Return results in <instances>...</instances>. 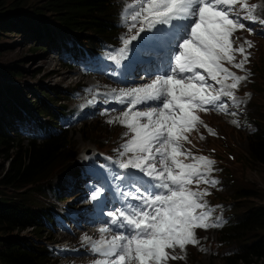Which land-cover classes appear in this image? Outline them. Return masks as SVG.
<instances>
[{
  "label": "snow or ice",
  "instance_id": "obj_1",
  "mask_svg": "<svg viewBox=\"0 0 264 264\" xmlns=\"http://www.w3.org/2000/svg\"><path fill=\"white\" fill-rule=\"evenodd\" d=\"M257 8L247 0H137L129 5L125 23L129 31L138 28L131 40L139 38L129 63L136 61L149 76L156 74L150 83L121 89L115 97L131 105L120 120L129 130L124 136H130L121 145L120 155H131L118 167L142 175L125 172L115 177L135 190V194L125 193L135 203L106 213L115 234L106 249L101 247L103 241L92 243L91 251L103 257L93 264H167L169 259L184 258L175 254L177 248L183 252L186 246L199 244L195 229L216 226L208 222L212 209L202 199L210 193L198 190L201 182L218 183L208 178L215 161L196 156L181 141L188 140L184 133L197 124L216 134L198 111L237 115L231 109L239 110L243 101L236 91L248 77L236 75L222 62L244 69L248 55L236 62L235 53L244 54L245 49L234 48L231 37L236 29L245 28L242 20L264 26ZM245 43L251 47L250 41ZM123 44L119 51L128 59L130 41L124 39ZM153 102L156 106L146 110L136 107ZM193 184L197 190L190 187ZM103 191L101 185L91 199L97 200ZM101 231L113 228L105 226Z\"/></svg>",
  "mask_w": 264,
  "mask_h": 264
},
{
  "label": "trees",
  "instance_id": "obj_2",
  "mask_svg": "<svg viewBox=\"0 0 264 264\" xmlns=\"http://www.w3.org/2000/svg\"><path fill=\"white\" fill-rule=\"evenodd\" d=\"M32 3L29 0H0V12H4L0 15V34L28 32L33 38L31 52L49 50L50 43L55 42L56 36L64 30L72 36L73 49H79L87 37L100 34L111 37L108 13L112 0H37ZM22 73L21 69L0 68V157L7 163L0 166V264H54L47 246L40 243V240H47L44 225L51 218V211L44 207L41 199L47 197L49 189L56 192V175L58 180H64L74 174L78 163L68 149V131L60 128L58 133L50 134L47 129V136L42 139L17 138L18 134L10 127V111L14 110V115L19 116L18 102L27 109L29 117H34L35 113L39 117L45 116L43 120L48 128L47 123L52 124L58 113L54 105L66 107L61 101L76 95L78 90L47 86L39 92L37 87L30 86L34 92L29 95L21 86L5 82L7 77L18 78ZM5 110L8 119L3 114ZM92 131L90 127L85 130L87 136ZM246 138L248 145L240 160L249 169H264V127L254 128ZM229 145L223 144L224 152L219 151L214 156L224 159L227 154L238 160L242 154L235 155ZM222 169L229 172L223 165ZM59 189H62V183ZM212 193L209 206L222 207L226 213L228 202H223L221 197L215 200V189ZM262 197L263 190L236 184L230 198L233 202L243 200L244 208L236 221L227 224L221 218L224 225L218 242L231 246L229 254H219L222 264H264V205L251 201Z\"/></svg>",
  "mask_w": 264,
  "mask_h": 264
},
{
  "label": "rangeland",
  "instance_id": "obj_3",
  "mask_svg": "<svg viewBox=\"0 0 264 264\" xmlns=\"http://www.w3.org/2000/svg\"><path fill=\"white\" fill-rule=\"evenodd\" d=\"M37 0H29L30 3L35 4ZM10 2V1H9ZM249 3L255 4L256 0H247ZM10 4V3H9ZM256 10V14L260 16L261 18H264V0H263V8L261 9V6H258ZM23 9H26L24 7ZM22 9V10H23ZM116 10L117 7L115 4H111L110 10H109V26L111 33L115 32L116 26L118 25L117 17H116ZM4 14V12H0V15ZM244 13H241L243 15ZM41 18V17H40ZM45 18V17H44ZM242 23L245 24L244 29H236L233 33V36L231 37V40L233 42V47L237 48L239 45L243 46L245 49V53L241 54L239 52L235 53L236 56V62H240L244 59V55H248V60L244 65V69H238L234 70L233 65L228 64L226 61L222 62L225 67L230 68L229 70L234 72L235 74L239 76H246L247 74V80L241 82V85L236 91V95L239 99L244 100L245 102L248 101V92L245 91L248 88L252 91V98L248 102L249 104H243L241 105V108L239 110L232 108V111L237 112L236 120L239 122L238 124H234L233 120H235V116L227 115L222 112H216L212 111V117L211 122L214 125L215 135H212L208 140H210V147H212V151H223L224 152V143H229L230 147L233 148L234 154L239 155L242 154V156L236 160L234 156L225 155L226 157L224 160H222V165L229 169V172L223 171L222 175L224 176V182H222V177H219L215 179L218 181L216 184V188L218 189L215 194V200H217L219 197H221V200L224 202H228V205L226 206V213L224 214V222L230 223L232 221H236L237 218H239L240 213L242 212V208L244 205V201L241 199H235L237 202H233L230 198V195L234 190L236 189L237 185H244L245 187H256L257 189L264 191V169L261 168H255V169H249L246 167V165L240 160L242 159L244 154V150H246L248 141L246 136H248L249 131L252 130V128H262L264 127V26L260 25L259 23H254L250 20H242ZM251 28L252 31L249 32L247 29ZM130 38V37H129ZM32 37H30V34L28 32H18V31H12L8 32V34L5 36V34H0V68H16L22 70V75L18 78H6L5 82H11L13 84H16L18 86H21V88H24L25 92L30 95V92H34V89L30 88V86L37 87V90L39 92H42L45 90V88L48 87H56L60 89H68L71 84L78 83V75L84 73L88 69L94 70V73H106L110 69H104L99 64H93L91 62H86V56H82V50L81 49H73L72 48V36L64 30L61 32L60 35H57L55 38V42L50 43V49L47 51H44L42 49L35 50L31 52L30 48L32 47ZM42 41H45V38L41 39ZM130 41V40H129ZM245 41L251 42V47H249L248 44L245 43ZM116 42H118V38L111 35V37L107 35L100 34L95 37H87L84 40H82V44L84 46V52L87 51L90 53V61L93 60H104V55L109 52L111 49H113L116 45ZM77 44V43H76ZM79 45V44H77ZM131 45V42L130 44ZM73 49V50H72ZM73 56L71 57V55ZM109 54L107 55V57ZM80 59V60H79ZM79 60V61H78ZM78 61V62H77ZM62 62L69 63L72 67L63 66ZM77 62V63H76ZM122 62V61H121ZM74 67V68H73ZM202 71V70H201ZM114 75L120 79L123 78V71L121 70H113L112 71ZM88 77H92L90 74ZM9 79V80H7ZM85 80V78H82ZM65 82V84H64ZM226 83H231V80L226 81ZM244 86V87H242ZM242 87V88H241ZM48 91V90H47ZM82 93V92H81ZM65 94V93H64ZM241 94V95H240ZM38 96V94H36ZM21 98V97H20ZM31 98L33 99V95H31ZM247 100V101H246ZM16 104L19 106V115L22 116L21 119L18 118V116L14 115V110L10 111L11 119L14 121L16 125L15 131L20 133L21 135H25L24 132H30L31 129H35L32 125V120H28L25 118L24 112H27V109L22 108L18 102ZM87 104V99L85 94H80V97L75 100L72 104L70 103V107L73 106H85ZM59 104H55L54 106L59 109ZM8 109L11 108V106L7 107ZM66 107H61V110ZM0 112H2L0 110ZM6 110L4 111L5 118H7L9 115L6 114ZM93 122V121H92ZM27 123V124H26ZM91 123V122H88ZM204 123V122H203ZM31 128H29V125ZM86 124V123H85ZM205 124V123H204ZM83 124L80 126H77L75 128H72L71 130V137L70 138V144L75 142L78 143L77 150H79L80 154L84 149L89 150L92 149V147L97 144L96 139L93 137L97 133L95 131H92L91 134L87 132L85 133L80 132L79 129L82 127ZM203 125V124H201ZM101 133L105 132V129H100ZM75 133V138H74ZM109 135V134H108ZM186 135V134H185ZM192 135V134H190ZM89 136H92V139L89 140ZM215 136H220L215 138ZM17 138H22L19 134ZM24 139V138H23ZM224 142V143H223ZM223 143V144H222ZM120 144H123L120 142ZM181 144L185 148L188 146L187 141H181ZM222 144V145H221ZM107 145L109 146V142H107ZM74 147V145H72ZM230 162V166L228 165V162ZM192 161L189 160L187 163H191ZM4 165L6 166L7 163L2 157H0V166ZM219 167L214 164L213 171H218ZM58 173V172H57ZM230 173L231 176L229 179L226 177ZM61 176H64L63 173H59ZM231 178H233V181ZM54 182L56 185L61 183L57 175L54 178ZM236 183V184H235ZM49 194L45 199H41L42 204L44 207H48V209H51L52 203H54V199H56V195L58 198L64 199L65 197H70L69 192L61 191L59 193H53L52 190H49ZM211 197L210 195L203 196V201L209 203ZM70 198L69 200H71ZM254 204L256 205H264V197L258 198V199H252ZM240 206V207H239ZM223 213L224 210L220 209ZM244 211V210H243ZM213 213L211 215L210 220L208 221L210 224L216 225L213 227H209L207 229L198 228L195 229L196 237L199 240V244L197 245H188L186 246V252H187V258L188 261L186 264H222V261L219 257H214L212 253L209 251V244L212 242V244L215 245L217 238L219 237L221 231V225L224 223H220L219 221H214ZM30 230V228H28ZM45 233L47 241L40 240V243L44 244H50L53 243L48 242L51 238V232L54 230L53 226H47V224L44 225ZM52 230V231H51ZM25 231H22V234H24ZM115 232H104L99 237L100 241H103V239H111L112 235H114ZM56 237V236H55ZM250 237V235L248 236ZM97 242H99L97 240ZM218 248L220 249V252L229 254L230 247L227 244H221L217 242ZM235 245V244H232ZM107 246V244H105ZM88 249V248H87ZM82 250V249H81ZM80 250V251H81ZM194 251L193 254L190 252ZM99 255L93 253L91 250H84L83 253H75L72 250H69L66 255H63L60 257V260L62 261H55L56 264H86V262H83V259L92 260L95 257ZM58 257V256H57ZM78 261V262H76ZM66 262V263H65ZM256 264V263H253Z\"/></svg>",
  "mask_w": 264,
  "mask_h": 264
},
{
  "label": "clouds",
  "instance_id": "obj_4",
  "mask_svg": "<svg viewBox=\"0 0 264 264\" xmlns=\"http://www.w3.org/2000/svg\"><path fill=\"white\" fill-rule=\"evenodd\" d=\"M24 139H26V138H24ZM226 202V201H225ZM220 231H221V229H220ZM218 239H219V237L217 238V241H216V247H215V249L214 250H211L210 248H209V251L212 253V255L214 256V257H219L220 259H222L221 257H220V249L218 248V245H217V242H218Z\"/></svg>",
  "mask_w": 264,
  "mask_h": 264
},
{
  "label": "bare ground",
  "instance_id": "obj_5",
  "mask_svg": "<svg viewBox=\"0 0 264 264\" xmlns=\"http://www.w3.org/2000/svg\"><path fill=\"white\" fill-rule=\"evenodd\" d=\"M261 5H262V2H261ZM64 84H65V82H64ZM57 87V86H56Z\"/></svg>",
  "mask_w": 264,
  "mask_h": 264
}]
</instances>
